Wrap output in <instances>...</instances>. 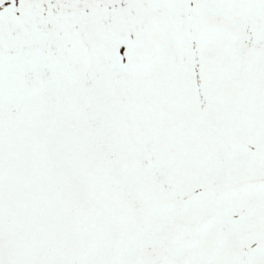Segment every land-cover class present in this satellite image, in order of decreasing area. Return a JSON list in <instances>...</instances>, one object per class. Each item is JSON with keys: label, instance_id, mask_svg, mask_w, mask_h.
<instances>
[{"label": "snow or ice", "instance_id": "obj_1", "mask_svg": "<svg viewBox=\"0 0 264 264\" xmlns=\"http://www.w3.org/2000/svg\"><path fill=\"white\" fill-rule=\"evenodd\" d=\"M0 264H264V0H0Z\"/></svg>", "mask_w": 264, "mask_h": 264}]
</instances>
